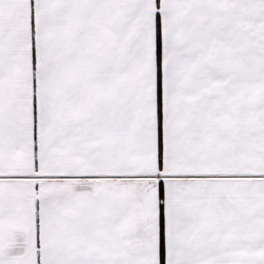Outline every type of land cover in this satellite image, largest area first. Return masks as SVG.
Instances as JSON below:
<instances>
[{
  "label": "snow or ice",
  "instance_id": "1",
  "mask_svg": "<svg viewBox=\"0 0 264 264\" xmlns=\"http://www.w3.org/2000/svg\"><path fill=\"white\" fill-rule=\"evenodd\" d=\"M0 264H264V0H0Z\"/></svg>",
  "mask_w": 264,
  "mask_h": 264
}]
</instances>
